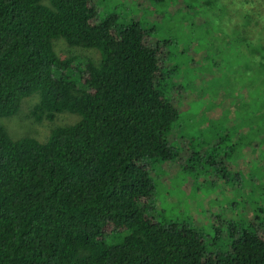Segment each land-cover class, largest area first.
<instances>
[{"label":"trees","instance_id":"1","mask_svg":"<svg viewBox=\"0 0 264 264\" xmlns=\"http://www.w3.org/2000/svg\"><path fill=\"white\" fill-rule=\"evenodd\" d=\"M222 1L205 0L202 13L212 21V9L227 8L225 39L238 44L250 90L220 142L237 137L225 158L238 146L264 154V0ZM96 2L0 0V264H264V169L255 162L248 175L210 164L225 185L261 189L246 193L237 218H210L228 231L224 249L191 218L152 208L153 165L178 154L168 139L181 116L165 90L166 46L137 20L100 17ZM60 41L94 48L100 60L61 57ZM31 96L37 120L64 111L81 120L45 139H14L1 118Z\"/></svg>","mask_w":264,"mask_h":264},{"label":"rangeland","instance_id":"2","mask_svg":"<svg viewBox=\"0 0 264 264\" xmlns=\"http://www.w3.org/2000/svg\"><path fill=\"white\" fill-rule=\"evenodd\" d=\"M204 1L97 0L96 6L100 17L116 15L121 22L139 21L151 31L154 42L166 46L165 67L169 75L165 90L177 97L181 116L179 126L173 128L168 139L178 154L171 161L153 165L151 175L157 192L152 208L163 209L166 219L191 218L216 245L214 248L224 249L228 231L210 218L217 214L222 221L237 218L243 211L240 201L249 202L246 193L252 190L258 194L261 189L243 185L242 180L236 187L225 185L216 179L218 175L210 164L248 175L252 162L264 169V154L263 148L253 152L238 146L232 159L224 156L237 137L221 143V134L226 125L231 127L241 121L239 114L245 112L241 104L250 88L242 82L244 67L238 44L225 39L222 13L227 16V8H222L221 14L212 9L211 21L202 13ZM213 18L219 19L220 24ZM56 46L61 57L76 55L100 60L94 48L72 47L63 41ZM247 65L260 68L257 63ZM257 75L261 78V73ZM38 101V96L26 98L18 113L1 118L14 139H45L53 128L81 120L79 114L68 111L57 113L54 119L37 120L33 110ZM236 188H241L242 194H237ZM249 216L252 217L251 211Z\"/></svg>","mask_w":264,"mask_h":264}]
</instances>
